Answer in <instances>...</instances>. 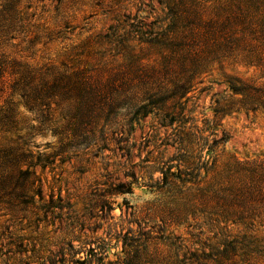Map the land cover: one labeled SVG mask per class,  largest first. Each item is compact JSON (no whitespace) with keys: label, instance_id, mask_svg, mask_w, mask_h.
<instances>
[{"label":"rangeland","instance_id":"obj_1","mask_svg":"<svg viewBox=\"0 0 264 264\" xmlns=\"http://www.w3.org/2000/svg\"><path fill=\"white\" fill-rule=\"evenodd\" d=\"M205 1L212 5L217 0ZM167 3L64 0L58 15L53 2L39 4L40 24L34 31L42 34V42L35 59L74 69L118 68L131 55L157 64L166 50L139 42L136 31L171 27ZM61 15L69 24L56 35L52 26ZM237 73L243 80L257 78L254 70L216 66L186 99L151 105L147 114L134 106V96L116 94L113 109L96 112L73 139L63 134L62 113L48 128L21 108L19 135L32 134L28 147L43 156L44 167H34L36 176L27 177L33 186L0 191V264L83 263L91 247L116 261L124 258L127 239L130 245L131 240L148 241L151 252L181 246L175 237L200 254L204 247H219L228 236L225 231L210 233L202 224L206 234L199 235V227L176 223H183V210L194 203L191 195L198 184L211 185L215 165L264 160V109L251 111L239 103L242 96L234 95L232 80L225 77ZM217 101L227 106L225 113H215ZM16 138L0 131V146ZM195 218L191 225L211 221L201 213ZM258 236L250 251H261L251 255L264 264L263 228Z\"/></svg>","mask_w":264,"mask_h":264},{"label":"trees","instance_id":"obj_2","mask_svg":"<svg viewBox=\"0 0 264 264\" xmlns=\"http://www.w3.org/2000/svg\"><path fill=\"white\" fill-rule=\"evenodd\" d=\"M47 1L55 4L57 15L62 11L64 0H0V131L17 135L8 145L0 146V191L33 186L27 177L36 176L34 167H44L43 156L35 155L28 147L32 134L19 135L21 108L48 128L57 113H62L63 134L73 139L82 135L96 112L113 109L116 94L134 96V106L147 114L151 105L161 102L165 106L169 100L186 99L216 66L231 65L248 72L254 70L257 76L255 80H243L239 73L236 78L226 74L232 80L230 90L242 96L239 103L251 111L264 109V0H217L212 5L205 0H168L171 27L156 32L136 31L139 42L166 50L162 61L151 64L148 58L131 55L129 62L118 68L105 64L95 69L36 61V48L42 42V34L34 31L40 24L37 8ZM60 18L52 26L56 35L69 24L67 16ZM144 36L150 39L144 41ZM157 97L161 101H155ZM226 107L217 101L215 113H225ZM53 132L62 134L56 129ZM214 168L211 185L198 184L196 192H190L194 203L183 210L185 219L176 226L199 227V235L206 234L202 224L210 233L225 231L228 236L219 247H204L206 251L200 254L190 250L185 239L175 237L181 246L171 244L164 252H151L145 246L148 241L131 240L130 245L127 239L123 259L111 261L91 247L85 261L77 263L259 264L251 253L261 251H250V247L264 229V160H235ZM200 213L210 216L211 221L191 225L190 219ZM188 232L192 239L197 238ZM174 246L180 250L185 247L187 252L180 253ZM50 264L56 263L50 259ZM61 264L66 260L62 259Z\"/></svg>","mask_w":264,"mask_h":264}]
</instances>
